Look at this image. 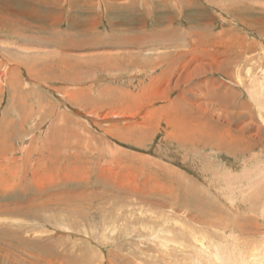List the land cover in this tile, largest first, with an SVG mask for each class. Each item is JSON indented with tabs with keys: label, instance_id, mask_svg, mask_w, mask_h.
I'll list each match as a JSON object with an SVG mask.
<instances>
[{
	"label": "rangeland",
	"instance_id": "374dc122",
	"mask_svg": "<svg viewBox=\"0 0 264 264\" xmlns=\"http://www.w3.org/2000/svg\"><path fill=\"white\" fill-rule=\"evenodd\" d=\"M114 30L136 47L89 48L105 45ZM158 30L168 37L150 41ZM68 40L83 49H69ZM157 42L196 49L171 59L168 77V61L140 68L120 60L138 49L140 60L155 59L158 51L143 50ZM137 68L140 77L127 81ZM263 69L264 0H0V182L6 183L0 205L8 204L0 208V264H34L41 256L56 257L51 264H183L189 256L185 264H199L200 256L206 264L208 256L216 264L244 263L264 246L263 109L248 96ZM112 72L123 79H110ZM139 80L144 87L136 88ZM179 91L188 105H161ZM214 122L223 143L236 145L234 153L202 134ZM185 126H197L211 145L182 141ZM108 166L109 174L119 173L117 184L101 176ZM125 178L153 186L139 197L146 205L128 203L129 189L120 187ZM163 203L173 209H158ZM139 206L155 217L151 224H141ZM191 229L204 239L200 251L192 250ZM170 238L189 250L174 253ZM228 252L235 256L228 259ZM256 254L264 264V250Z\"/></svg>",
	"mask_w": 264,
	"mask_h": 264
},
{
	"label": "bare ground",
	"instance_id": "6f19581e",
	"mask_svg": "<svg viewBox=\"0 0 264 264\" xmlns=\"http://www.w3.org/2000/svg\"><path fill=\"white\" fill-rule=\"evenodd\" d=\"M176 3V2H175ZM178 7V6H177ZM115 31V30H114ZM123 31V30H122ZM166 31V30H165ZM165 31L164 30H158V31H154L155 33H153V34H151V35H149V39H150V41H153L154 39H153V36H155V39H157V41H158V39H160V38H162V37H164L165 36ZM116 33H114L113 35H111V36H113V37H111L112 39L111 40H107V42L105 43V45H102V44H98V43H96V44H91V42H89V48H97V47H104V46H110V48H112V46H115L114 48H117L119 45H122V46H124V47H136V43L134 44V40H133V44L132 43H130V41L128 42L127 40H123L122 42H121V38H126V36H124L125 35V33H121V32H118V31H115ZM134 32V31H133ZM143 32V31H142ZM122 35V36H124V37H122V36H120V35ZM169 35V34H168ZM137 36V35H136ZM141 36H143V35H141ZM148 37V36H147ZM165 37H168V36H165ZM170 37V36H169ZM60 38V37H59ZM128 38V37H127ZM142 38V37H141ZM145 38H146V36H145ZM110 39V38H109ZM59 40V39H58ZM65 40V39H64ZM131 40V39H130ZM139 41V40H138ZM160 41V40H159ZM68 42H69V46H68V48L69 49H73V50H80V49H83V45H81L82 43L80 42V43H77V42H75V41H73V40H68ZM95 42V41H94ZM93 42V43H94ZM140 42H141V40H140ZM161 42V41H160ZM155 44V43H154ZM173 44H175V43H172V42H170V43H166V44H163V43H159V46H158V42L156 43V46L154 47V49H152L151 48V46L152 45H147L146 47H144V50L143 51H146L147 53L148 52H150V51H153V52H155V51H158L159 52V56H157L155 59H153V58H151L150 56H148L147 54H146V56H145V54H142V56H140V58L142 57V59H143V61L142 60H140L139 58H138V56H139V53L141 54V52L139 51V49L137 50V51H128L127 52V56L125 55V56H119L121 59L120 60H124L127 64H130V65H134V66H140V68H142L143 66L144 67H159V66H162V65H165V62L166 61H168V67L167 68H165L164 70H163V72H164V75H166L167 77L169 76V74H171L172 72H173V66H172V62H171V59H172V61H174V60H177L176 58H178V60H179V58H181V57H183L184 55H186V54H188V53H191L193 50H195L196 48H191V49H186V47L188 46H185V49H183L182 51H177V50H175V49H173ZM83 46V47H82ZM158 46V47H157ZM196 47V46H195ZM133 48V49H134ZM65 49V48H64ZM137 49V48H136ZM159 49H166V51H164V52H161ZM67 50V49H66ZM90 50V49H89ZM68 51V50H67ZM142 51V50H141ZM124 52H125V50H124ZM123 53V52H122ZM121 53V54H122ZM98 54V53H97ZM104 54H108V53H106V52H103V53H101V54H99V55H90L89 56V59H92V60H94L97 56H103ZM126 54V53H125ZM129 55V56H128ZM85 56V55H84ZM79 58H81V57H79ZM83 58V57H82ZM66 59H68V57L66 58ZM150 59H153V60H156L157 59V61L156 62H154L153 64H154V66H152V62H150V63H148V61H150ZM72 60V59H71ZM100 60H105V58H102V59H100ZM70 61V60H69ZM100 62V61H99ZM171 62V63H170ZM61 63V62H60ZM73 63V62H72ZM86 63V62H85ZM102 63V62H101ZM100 63V64H101ZM180 63V62H179ZM126 64V65H127ZM75 65V64H74ZM84 65V64H83ZM79 66V65H78ZM85 66V65H84ZM128 66V65H127ZM142 66V67H141ZM143 67V68H144ZM33 68H34V66H33ZM101 68L103 69V70H105L106 69V67H104V66H101ZM111 68V67H110ZM140 68H137L138 70L137 71H135L133 74H130L131 76H129L128 77V79H127V81L128 80H133V79H136L137 77H140L139 75H138V73L140 72L139 70H140ZM263 68V67H262ZM109 69V68H108ZM32 70H34V69H32ZM31 70V72L33 73V71ZM52 70V69H51ZM262 70V69H261ZM119 71V70H118ZM31 73V74H32ZM151 73V72H150ZM258 73V72H257ZM260 75H259V77L257 78V80L256 81H253V83H252V85H251V87H249L248 88V96H249V98L251 99V101L253 102V104L254 105H257L258 107H259V109H263V119H264V69H263V71L261 72L260 71ZM36 75V74H35ZM95 76V75H94ZM100 76L101 75H98L97 77H98V79H96V82H94V85H95V87L98 85V83H100ZM4 77V76H3ZM96 77V78H97ZM109 78L110 79H123V77H122V75H120L119 77H117L116 75H115V73H110L109 74ZM157 78H159L160 79V81L161 80H165V79H162L161 78V76H156V79ZM65 80V79H64ZM103 81H105V80H103ZM122 81H124V80H122ZM184 82H185V80H183ZM1 83L2 82H4V79L3 80H1L0 81ZM124 82H126V80L124 81ZM142 82V83H141ZM143 82H144V80H139V81H136L135 82V85H136V88H139L142 84H143ZM178 82L179 81H177V86H176V88H178L179 87V85H178ZM181 83H183L182 81H180ZM209 82V81H208ZM129 83V82H128ZM211 83V82H210ZM132 84H134L133 82L132 83H130V85H132ZM214 84V83H213ZM166 85V84H165ZM214 86V85H213ZM212 86V87H213ZM107 87V86H106ZM143 87H144V84H143ZM215 87H216V85H215ZM214 87V88H215ZM207 88H209L208 86H207ZM217 88V87H216ZM215 88V89H216ZM175 91V89H172V92H174ZM213 91V90H212ZM217 91V90H216ZM105 92V91H104ZM185 92H186V90H185ZM206 94V93H205ZM205 94H204V92L203 93H201L199 96H200V98L201 99H204V97H205ZM74 96V95H73ZM206 96H208V95H206ZM186 96H185V94H182V91L180 92H178V94L176 95V97L174 98V99H172V100H170V98H169V96H165V99L162 101V103L163 104H161V105H176V103H177V101H180V103H182L181 101H185L186 100ZM207 99H205V100H207V103H208V105H210L209 103L211 102H209V99H210V97H206ZM180 99V100H179ZM203 103H204V101H202ZM214 102V101H213ZM235 102V101H234ZM197 103H198V101H197ZM216 103V102H215ZM230 104H232V105H236L235 103H231V101L229 102ZM194 104H196L195 102H194ZM229 104V105H230ZM183 105V104H182ZM186 105H188V103H187V100H186ZM198 105V104H197ZM239 105V104H238ZM249 107V106H248ZM257 108V107H256ZM213 109V108H212ZM156 113L157 112V109L156 108H154V109H151V113ZM211 112H212V110H211ZM257 112H258V110H257ZM261 113V112H260ZM262 114V113H261ZM118 115H120V114H118ZM226 119V118H225ZM227 120V119H226ZM263 122H264V120H263ZM228 123V122H227ZM181 125V124H180ZM227 125H229V123L227 124ZM174 126V128L175 127H177V123H176V126L175 125H173ZM180 127V126H179ZM178 128V127H177ZM176 128V129H177ZM197 128V126L196 127H194L193 126V128L191 127V126H185V127H182V129H181V131H180V133L182 132V134H181V136L180 137H182L181 138V140L182 141H185V138H190V139H195V140H198L199 139V141H200V143H202V145H204V146H209V145H211V143H210V139L209 138H200V137H198V134L200 133V130H197L196 129ZM219 129L217 128V123L216 122H214V124H211V123H208V124H206V125H203L202 126V134H205V135H212V139L214 140V143H213V145H211V146H213V147H215L216 149H218V150H221V151H225V152H227V151H229V152H232V153H234L235 151H236V145L235 144H225V143H223L224 142V140L222 139V133L220 134H218L217 133V131H218ZM179 131H178V133H179ZM175 134V133H174ZM179 135V134H178ZM67 137V136H66ZM128 137H126V139H127ZM173 138V137H172ZM177 139H179L180 140V138L179 137H177ZM1 140V139H0ZM24 140V139H23ZM32 140V139H31ZM238 140V139H237ZM19 141V140H18ZM26 140H24V141H19V142H21V144H23L24 142H25ZM33 141V140H32ZM4 142V144H5V141H3ZM27 142V146L29 147L30 145H31V141H26ZM30 142V143H29ZM175 142H177L176 141V139H175ZM67 143V142H66ZM70 143V142H69ZM4 146V145H3ZM66 146V145H65ZM7 147H9L8 146V144H7ZM181 147V146H180ZM1 152H4L3 151V148L1 147ZM21 152L23 153V152H26V154H27V156H28V150L26 149V147H24V149H21ZM56 152V151H55ZM48 153L50 154V153H53L52 151H48ZM51 155V154H50ZM13 158V157H12ZM12 158H5L4 160L5 161H7L8 163H10V160L11 161H13V162H15L14 161V159H12ZM21 160H22V162H23V164L25 163H27L26 161L28 160V158L26 157V156H23L22 158H21ZM11 165V164H10ZM191 165V164H190ZM5 167H3V169H4ZM6 168H7V166H6ZM5 168V169H6ZM34 168V167H33ZM2 169V170H3ZM7 170V169H6ZM8 171H10V170H8ZM113 170H112V167H101L100 168V172H101V174H103V175H101L107 182H109L111 185H112V183H118L119 182V179L117 178V175H119V173H116V172H114V173H110L109 174V172H112ZM59 172V171H58ZM65 172H67V171H65ZM34 173V172H33ZM36 173V172H35ZM22 174V173H21ZM14 175V174H13ZM261 175V174H260ZM2 176V175H1ZM4 176V175H3ZM2 176V177H3ZM130 176V175H129ZM254 176V175H253ZM256 176H258V175H256ZM14 177H15V175H14ZM244 177V176H243ZM250 178V177H249ZM253 178V177H252ZM24 179H27V177H26V175L24 176ZM254 179V178H253ZM8 181H10L9 179H7ZM4 181V180H3ZM151 181V180H150ZM244 182H245V180H244ZM248 182V181H247ZM213 183V182H212ZM215 183V182H214ZM233 183H234V181H233ZM5 182L3 183V182H0V189L2 190V192L1 193H4V187H5ZM228 184V183H227ZM120 187H122V188H127V189H129V195L131 196L129 199H128V203L129 204H135V205H146L148 202H146V204L143 202V201H141V200H139V197H141L142 196V193H143V188L144 189H147V190H151V188L153 189V186H151L150 187V185H149V183H148V180L147 179H145V180H143V181H141L140 183H138V185H135L134 184V182L133 181H131L130 179H128V178H125V180L123 179H120ZM29 187L32 189V190H34L35 188H33L32 186H30L29 185ZM217 189V188H216ZM228 190H230V189H228ZM152 192V191H151ZM158 192H160V190H158V191H155L154 193L155 194H158ZM219 192V191H218ZM221 192V191H220ZM230 192V191H229ZM228 192V193H229ZM235 192V191H234ZM237 192H238V190H237ZM28 192L26 191L25 192V194H27ZM165 193V192H164ZM231 194V193H230ZM110 196V195H109ZM227 196V195H226ZM146 198H147V196H145ZM234 197V196H233ZM236 197V196H235ZM240 197V196H239ZM229 198V197H228ZM241 198V197H240ZM243 198V197H242ZM30 200L32 199L33 200V198H29ZM231 199H232V197H231ZM235 199V198H234ZM237 200H238V197L236 198ZM246 200V199H245ZM100 201H102V200H100ZM104 201V200H103ZM105 202V201H104ZM227 202H229V200L227 201ZM231 202V201H230ZM106 203V202H105ZM10 204H13V205H15V206H18V205H20L19 203H10ZM125 204H127V203H125ZM223 204V203H222ZM236 204V203H235ZM6 205H8V204H1L0 205V208H4V207H6ZM228 205V204H227ZM232 205V204H231ZM241 205V204H240ZM239 205V206H240ZM148 206V205H147ZM150 206V205H149ZM152 207V206H151ZM159 208L158 209H162V208H164V207H170L171 209H173V207H172V205H171V203H168V204H165V203H163L162 205H159L158 206ZM234 207V206H233ZM127 208V207H126ZM226 208H227V206H226ZM238 208V207H237ZM154 209V208H153ZM229 209V208H228ZM232 209V208H231ZM230 209V210H231ZM239 209V208H238ZM147 211V209H144V206H139L138 207V209L135 211V212H137L138 211V213H139V215H140V219H141V224H147L148 222H149V220H151L152 218H155L154 216L152 217V216H145V215H147L146 213H145V215H143V212L144 211ZM26 211V213L28 212V213H32L33 212V207L32 206H29V204H27L26 205V208L24 209V212ZM127 211V210H126ZM115 212V211H114ZM234 212V211H233ZM263 212V211H262ZM27 213V214H28ZM111 213V212H110ZM236 213V212H235ZM248 213V212H247ZM123 214V213H122ZM237 214V213H236ZM29 215V214H28ZM149 215V214H148ZM161 216H163V214H160ZM125 216V215H124ZM127 218H130V215L127 213V216H126ZM146 217V218H145ZM117 218V217H116ZM163 219H164V221H165V217L163 216ZM117 220H118V218H117ZM125 220V219H124ZM155 221V220H154ZM118 222V221H117ZM150 223V222H149ZM155 223V222H154ZM151 224V223H150ZM182 224V223H181ZM173 225V224H172ZM174 226H176V224L174 225ZM183 226H186V225H183ZM177 227V226H176ZM180 227V226H179ZM187 228V227H186ZM166 229H168V228H166ZM175 229V228H174ZM184 229H185V227H184ZM177 230V229H176ZM193 230L194 229H191L190 231H191V233H190V231H189V239L192 241L191 242V247L193 248L192 250H195L196 251V249L195 248H197L198 247V250L200 251V249H199V247L200 246H202L203 247V240L204 239H202V237L201 236H199V238L198 239H195L193 236H195L196 234H195V232H193ZM167 231V230H166ZM175 231V230H174ZM182 233V232H181ZM152 234V233H151ZM167 234H170V233H167ZM210 235V234H209ZM153 236H154V234H153ZM152 236V237H153ZM162 236H164V235H162ZM168 237H170L171 235H167ZM175 236V235H174ZM186 236L188 237V235L186 234ZM10 237H14L13 235H11ZM155 237H153V239H154ZM156 238H157V236H156ZM173 238V237H172ZM172 238H170V239H166V243L168 244V246L167 247H169V249H172V248H175V251H174V253H176V252H180V253H183V251H184V248H186V247H184V245L182 244V245H179V244H177V240H176V245H178V246H173V245H175V240L174 239H172ZM175 238V237H174ZM186 238V237H185ZM184 238V239H185ZM160 239V238H159ZM19 240H17V241H15L14 240V242H11L10 244H14V243H17ZM156 241V240H155ZM182 241V240H181ZM187 241H188V239H187ZM157 242H159V241H157ZM193 242H195V243H199L198 244V246H196V245H194V243ZM200 245V246H199ZM166 246V245H165ZM220 247V246H219ZM188 248V247H187ZM47 250V248H45V247H42L41 248V252H44V251H46ZM189 250V249H188ZM187 250V251H188ZM191 250V249H190ZM219 250V249H218ZM222 250V249H221ZM264 250V246L262 247V249H260V250H255L254 252H255V254L253 255V256H250L251 254H249L248 255V258H246V257H243V259L245 260L244 261V263L243 262H241L240 264H261V262H260V260L257 258V254H256V252L257 251H263ZM166 251H170V253H171V250H168L167 248H166ZM186 251V250H185ZM184 251V252H185ZM186 251V252H187ZM220 251V250H219ZM222 252H223V250H222ZM173 253V254H174ZM167 254V253H166ZM169 254V253H168ZM178 254V253H177ZM228 254H229V256H228V259H231V256L230 255H232L233 257L235 256V254L233 255V253H231V252H228ZM181 255V254H180ZM179 255V256H180ZM168 256V255H167ZM171 256V255H170ZM170 256H168V258L170 257ZM181 257H183V256H181ZM187 257V256H186ZM190 257L192 258L193 256H189L188 258L190 259ZM195 257V256H194ZM210 257V258H209ZM55 258V260H57V258L56 257H54ZM54 258L53 259H51V258H44V256H41V257H39V258H36V260H35V262H34V264H51V261H53L54 260ZM177 259H179L178 257H176ZM188 258H185V260H183V264H185L184 263V261H187L188 260ZM208 258L209 259H206L207 260V264H216V262H215V258L213 257V258H211V256H208ZM182 259H184V258H182ZM203 259H205V258H203L202 256H200V257H198V263L199 264H206V262H205V260H203ZM54 260V261H55ZM192 260H193V258H192ZM203 260V262L204 263H202L201 261ZM195 261V260H194ZM197 261H195V262H197ZM226 261V260H225ZM229 263H230V260L228 261ZM227 262V263H228ZM235 262V264H239V262H240V260L237 258L236 259V261H234ZM177 263V262H176ZM179 263V262H178ZM54 264V263H53ZM110 264V263H109ZM188 264V263H187ZM190 264V263H189Z\"/></svg>",
	"mask_w": 264,
	"mask_h": 264
}]
</instances>
